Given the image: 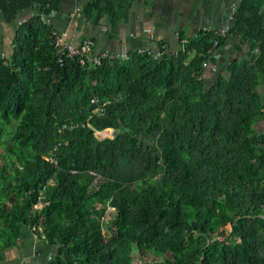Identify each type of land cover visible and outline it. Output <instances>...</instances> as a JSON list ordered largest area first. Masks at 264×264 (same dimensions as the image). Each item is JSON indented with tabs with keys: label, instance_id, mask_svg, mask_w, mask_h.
I'll return each instance as SVG.
<instances>
[{
	"label": "trees",
	"instance_id": "obj_1",
	"mask_svg": "<svg viewBox=\"0 0 264 264\" xmlns=\"http://www.w3.org/2000/svg\"><path fill=\"white\" fill-rule=\"evenodd\" d=\"M74 1L111 28L132 7L0 0L14 31L0 52V262L28 228L53 248L50 264H133L134 252L156 255L149 264H264L258 2L241 0L228 32L201 30L176 50L158 42L169 47L160 56L104 49L96 63L103 51L87 38L83 63L60 61L64 34L50 19ZM229 36L242 54L211 74ZM108 128L112 137L97 136ZM108 208L116 214L105 229Z\"/></svg>",
	"mask_w": 264,
	"mask_h": 264
},
{
	"label": "crops",
	"instance_id": "obj_2",
	"mask_svg": "<svg viewBox=\"0 0 264 264\" xmlns=\"http://www.w3.org/2000/svg\"><path fill=\"white\" fill-rule=\"evenodd\" d=\"M241 0H132L129 19L111 28L106 18L94 23L81 12V2L63 5L55 12L51 21L66 37L82 41L95 40V53L110 49L129 51L131 49L159 46L167 42L172 50L178 49L181 41L192 38L201 30H226L232 25L231 13ZM264 14V0H254ZM2 19V18H1ZM7 24L3 21V28ZM7 31L0 35V52L10 50L14 31L7 24ZM237 36L227 37L223 46L215 51L217 59L210 65V72H222L229 61L242 54L236 46ZM53 248L31 229H24L16 246L3 252L0 264H50Z\"/></svg>",
	"mask_w": 264,
	"mask_h": 264
},
{
	"label": "built area",
	"instance_id": "obj_3",
	"mask_svg": "<svg viewBox=\"0 0 264 264\" xmlns=\"http://www.w3.org/2000/svg\"><path fill=\"white\" fill-rule=\"evenodd\" d=\"M236 8V7H235ZM235 8L233 9L231 16L233 14V12L235 11ZM226 31V30H223ZM58 44L61 45V49H60V61H63V58L65 56H78L81 58V62H85L86 56L87 54L90 53V51L92 50V47L94 46V43L92 40L90 39H84L83 41L79 42L76 41L73 38H66L64 35L63 37H59L58 38ZM215 44H217V41L215 42ZM155 49V55L156 56H160L166 52H168L169 47L167 44H162L157 46ZM108 55L107 52L103 51L100 52V54H98L97 56L94 57V62H100L101 58L103 56ZM124 57H126V54H123ZM99 133H101V131H99ZM50 160L54 161L55 160L53 158H50ZM38 207L42 206V202L39 201L38 204L36 205Z\"/></svg>",
	"mask_w": 264,
	"mask_h": 264
},
{
	"label": "rangeland",
	"instance_id": "obj_4",
	"mask_svg": "<svg viewBox=\"0 0 264 264\" xmlns=\"http://www.w3.org/2000/svg\"><path fill=\"white\" fill-rule=\"evenodd\" d=\"M6 26H7V24H5V27L3 28V19L0 18V35L2 34V32H6L7 31V27ZM96 132H97V136H99L100 138L112 137L113 136L112 128L102 130L101 133H99V131H96ZM1 152H3V148L0 145V153ZM0 161H1V158H0ZM115 214H116V211L113 208H108L107 214L104 217V227H105V229H107V226H108L109 222L112 220V218L115 216ZM228 227H230V225H228ZM156 257L157 256L152 254V253H147L146 256L144 257L141 254H139L138 252H134L133 253V264H149Z\"/></svg>",
	"mask_w": 264,
	"mask_h": 264
},
{
	"label": "water",
	"instance_id": "obj_5",
	"mask_svg": "<svg viewBox=\"0 0 264 264\" xmlns=\"http://www.w3.org/2000/svg\"><path fill=\"white\" fill-rule=\"evenodd\" d=\"M108 129H110V128H108Z\"/></svg>",
	"mask_w": 264,
	"mask_h": 264
}]
</instances>
